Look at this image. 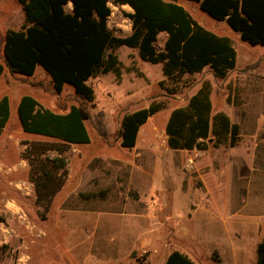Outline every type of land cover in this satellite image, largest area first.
Instances as JSON below:
<instances>
[{
  "label": "rangeland",
  "instance_id": "obj_1",
  "mask_svg": "<svg viewBox=\"0 0 264 264\" xmlns=\"http://www.w3.org/2000/svg\"><path fill=\"white\" fill-rule=\"evenodd\" d=\"M174 1L207 30L230 38L237 52V68L223 79L214 77L208 68L198 74L184 75L177 93L169 95L161 87H171L170 82L158 85L164 80L161 65L143 62L136 49L123 46L114 51L120 62V77L109 73L89 79L87 84L94 91V100L85 102L68 86L57 94L49 76L39 67L32 77L14 75L7 70L2 39L8 30L20 29L23 19L15 0H0V64L3 66L0 98L6 96L10 101V120L0 134V214L4 219L0 225V264H92V254L101 257L102 253L111 258L112 264H163L172 251L188 253L186 256L196 264H256L257 254L255 249L252 252L251 240L242 236L232 224L236 213L248 208H243L242 200L246 197H242L241 192H245L244 187L212 184L246 182L248 158L242 150L246 151L254 143L264 148V46H250L241 41L226 23L213 20L196 3ZM108 6L111 9L108 29L117 37L129 35L131 23L126 15L132 10L126 5L109 3ZM66 9L70 10V6ZM163 42L164 34L161 33L156 42L158 50L162 49ZM203 82L211 86L214 108L239 123L241 140L236 149L227 145L218 147L220 154L212 160L220 167L210 176L202 167L200 152H191L178 172L180 178L184 176L185 185H176L177 180L171 176L167 165L169 148L165 121L169 112L184 104ZM22 95L34 97L42 108L57 113L65 112L71 105H80L89 115L85 125L91 141L68 148L64 155L69 162L67 180L43 218L35 204L29 166L21 153L22 143L47 139L24 133L18 127L16 102ZM150 104H160L161 109L139 130L136 152L141 155L139 160L144 172L115 166L117 157L127 158L128 155L127 150L120 148L118 138L123 115ZM255 166L264 167V157H256ZM80 176L89 184L84 185V191H105L107 201L95 202L89 208L105 209L108 215L102 220L110 226V231L130 224L134 234L140 231L145 234L142 241L127 250L116 249L113 245L102 250L107 246L98 245V238L81 236L83 231L93 229L96 220L91 216L81 217V214L73 217L68 210H79L80 206H61L58 202L79 183ZM215 186L220 190H211L216 200L211 203L206 188ZM231 191L237 194L234 200ZM132 211L142 216L125 217L124 213ZM179 227L187 229L196 239L187 236L182 239ZM127 240L132 244L135 239ZM140 242L144 244L140 246ZM90 246L91 251L87 253ZM72 247L76 262L71 261ZM193 248H197V252ZM214 251L219 255L218 263L211 259Z\"/></svg>",
  "mask_w": 264,
  "mask_h": 264
},
{
  "label": "trees",
  "instance_id": "obj_2",
  "mask_svg": "<svg viewBox=\"0 0 264 264\" xmlns=\"http://www.w3.org/2000/svg\"><path fill=\"white\" fill-rule=\"evenodd\" d=\"M21 7L24 22L18 30H8L2 39V55L7 70L14 75L32 77L41 68L50 78L54 91L64 87L82 101L92 102L94 91L87 81L112 73L120 77V62L114 51L120 47L136 49L143 62L161 65L164 80L177 93L184 75L208 68L214 77L223 79L235 69L236 51L231 40L207 30L174 0H15ZM215 21L227 26L250 46H264V0H187ZM71 9L67 10L68 4ZM109 3L128 6L126 16L131 33L115 36L107 27L111 14ZM165 33L162 49L157 37ZM39 67V68H38ZM3 66L0 64V76ZM168 84V83H166ZM160 104H150L123 115L118 136L120 146L135 145L140 127L160 111ZM15 120L22 132L43 137L46 141L22 143L21 157L29 166L35 204L47 211L61 190L67 175L65 153L71 145L89 144L83 106L71 105L57 113L42 108L30 95L16 102ZM10 120V101L0 98V134ZM166 142L175 150H206L209 146L235 147L240 140L239 126L216 110L211 101V86L203 82L185 103L172 109L165 124ZM4 219L0 214V225ZM256 264H264V237L256 247ZM213 262L219 255L212 252ZM163 264H196L186 255L172 251Z\"/></svg>",
  "mask_w": 264,
  "mask_h": 264
},
{
  "label": "crops",
  "instance_id": "obj_3",
  "mask_svg": "<svg viewBox=\"0 0 264 264\" xmlns=\"http://www.w3.org/2000/svg\"><path fill=\"white\" fill-rule=\"evenodd\" d=\"M68 5L70 6V9H71V4L69 3ZM19 8H20L21 13H22V19H23L22 23H23L24 22L23 12H22L21 7H19ZM221 22L226 23L225 21H220V23ZM162 34H164V41H165L166 34L165 33H162ZM219 36H223V35H219ZM224 37H227V36H224ZM163 44H164V42H163ZM162 47H163V45H162ZM236 55H237V52H236ZM237 66H238V63H236L235 68H237ZM168 116H169V114H168ZM168 116H167V118H168ZM167 118H166V121H167ZM166 121H165V124H166ZM231 122L234 124H237L239 126L238 122H234V121H231ZM250 122H252V123L254 122L256 124H259L258 121H250ZM164 132H165V125H164ZM138 134H139V131H138ZM138 134H137V139H136L135 145L132 148L125 149V148H122L120 146L121 149L128 151V155H127V158H118L117 157L116 161H114L115 166L125 167V168L130 169V170H132L133 168H136V169H138L139 172H144L142 170L143 164L139 160V158H140L139 156H141V155L136 152L137 143H138ZM30 135H32V134H30ZM165 136H166V134H165ZM239 136L241 138L240 134H239ZM118 138H119V136H118ZM166 139H167V136H166ZM240 140H239V142H240ZM84 145H87V144H84ZM72 146H80V145H72ZM81 146H83V145H81ZM237 147H239V143L235 147H229V148L236 149ZM211 150H213V151H211ZM193 151H196V150L195 149L194 150H175V149L169 148L167 165H168L169 171H171V176L175 177V179L177 180L176 185H185L184 176H183V178H180L178 172H179L180 168H182L184 166L185 159H188L190 156V153ZM197 151L200 152L199 156L201 158V161L204 163L202 167L208 173V175L210 176V174H212V172H217V168L220 167V165L215 163L216 161H213L212 158L216 157L220 154L218 147L209 146L208 149H206V150H197ZM242 152H243V155L246 158H248V161L246 163V167L248 169V177L246 178L247 179L246 182L237 181V182H225V183H219V184L213 183L212 185H230V187L235 186V185H242L244 187L245 192H241L242 197H246L242 200L243 208L244 207H248V208L245 212H240L238 210V212H240L242 214L236 213L235 219H233L232 224L234 225L235 229H238V231L242 234V236H246L251 240L252 252H253L254 249L256 250L257 244L264 237V167H256L255 166V158L256 157H264V148L259 147L256 143H254V146L251 145L247 148L246 151L242 150ZM205 158H207V161L204 160ZM86 166H87V164L84 165V167H86ZM66 170H67V175L65 177L64 184L67 180L68 170H69V162L67 161V159H66ZM184 174L185 173H183V175ZM172 183H173V185H175L174 181ZM84 185H89V184L85 183V181L82 180L81 176H80L79 183L77 185H74L71 188L70 193L75 192L76 189H78V191L73 193V194L69 193L70 195L68 194L66 197H61L60 199H58V202L61 206H67V205L80 206L79 210H73V209L68 210L70 215L72 214L73 217H74V215L81 214V217L82 216L83 217L91 216L96 220L93 229H91L90 231H83L82 233H80L81 236L84 235L87 239L94 238V237L98 238L97 239L98 245L107 246V247H102L101 248L102 250H105L106 248L110 247L111 245H113L116 249L127 250V247H129V246L133 247L137 244V241H142V237H144L145 234L142 231L134 234L130 228V224L121 226L122 227L121 229H118L115 231H110V229H109L110 226L105 224L104 221L102 220V218L104 219L108 215V213L106 211H104L105 209L99 208L96 210V209L89 208L90 205L95 204V202L107 201V197H105V191H102L99 193H96L94 191H84L83 190ZM205 185H207V184H205ZM206 189L209 192L208 193L209 194L208 200L211 203H214L216 200H214L213 193L211 192V190L216 192V191H219L220 189L216 186L213 188H206ZM234 189L236 190V188H234ZM60 191L54 196L53 200H55L59 196ZM230 195H231L232 200L236 199L235 197L237 196V194L234 191H231ZM69 196H70V198H68ZM53 200H52V202H53ZM52 202H51V204H52ZM112 202H115V200H112ZM224 202H225V199H224ZM38 207L40 209L39 210L40 217L43 218V215L45 213H47V211L49 209L47 211H44L42 207H40V206H38ZM124 215H125V217L129 216V217H132L134 219L140 218L142 216L141 214H139L135 211H132L130 213H124ZM73 217H71V218H73ZM189 219H190V217H189ZM128 223H130V222H128ZM169 228L171 230H174L175 227L173 225H170ZM112 232H114V233H112ZM178 232L182 236V239H183V237H186V236L196 239V236L193 235L191 232H189L184 227L183 228L179 227ZM131 238L135 239L132 244H130L129 241L127 240V239H131ZM125 239H126V241H125ZM198 241H200V240H198ZM142 244H144V243L140 242V246H142ZM145 244H147V242ZM235 245L236 244H233L232 246L234 247ZM91 248L92 247L90 246L87 253H89L91 251ZM193 249H194V252H197V248L196 249L193 248ZM70 251H71L70 254L72 256L71 261L76 262V259L74 258L75 248H73V247L70 248ZM92 255L93 256H91V254H88V257L91 256L92 264H112V262L110 260L111 258L105 257L104 253H102L101 257H97L94 254H92ZM186 255L189 256L188 253ZM190 259H192V258H190ZM77 264H80V263H77Z\"/></svg>",
  "mask_w": 264,
  "mask_h": 264
}]
</instances>
